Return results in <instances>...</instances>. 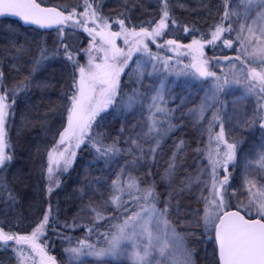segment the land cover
Instances as JSON below:
<instances>
[{
	"label": "snow or ice",
	"instance_id": "snow-or-ice-1",
	"mask_svg": "<svg viewBox=\"0 0 264 264\" xmlns=\"http://www.w3.org/2000/svg\"><path fill=\"white\" fill-rule=\"evenodd\" d=\"M131 2L125 0L124 11L113 19L97 0L59 6H47L44 0H0V20L13 26V36L16 28L26 26L37 36L55 32L52 48L46 39L10 41L12 70L27 68L22 78L7 83L0 66V171L15 159L8 148V124L17 98L33 88L54 87L36 78L53 61L64 77L61 118L66 122L56 142L62 150L48 152L47 195L60 187L57 174L72 167L77 150L89 149L92 163L104 165L101 175L78 189L80 207L71 223L60 224L49 201L42 218L25 228V217L15 213L17 195L0 183V192L7 193L5 216L14 214L13 223L0 224V250L15 264H58L49 254L47 233L60 228L64 231L56 234L69 244L64 249L68 264H196L189 239L211 246V264H264V0H219L217 18L206 32L181 24L171 0H158L157 16L134 23ZM171 29L182 30L190 42L165 39ZM80 32L86 34L87 47L73 39ZM209 46L235 55L208 57ZM165 49L175 59L161 55ZM182 54L190 56L188 63ZM192 89L204 96L185 113ZM237 89L241 95L231 101L233 111L252 102L237 123L260 133L259 143L249 150L254 156H243L239 184L234 170L244 140L229 127L232 116L221 99ZM186 116L208 133L204 147L191 148L200 159L195 174L188 171L186 140L174 139L165 151ZM109 117L121 121L115 136L108 130ZM76 230L84 236L73 245L65 233Z\"/></svg>",
	"mask_w": 264,
	"mask_h": 264
},
{
	"label": "rangeland",
	"instance_id": "rangeland-1",
	"mask_svg": "<svg viewBox=\"0 0 264 264\" xmlns=\"http://www.w3.org/2000/svg\"><path fill=\"white\" fill-rule=\"evenodd\" d=\"M54 2L47 3L48 6H59L62 4L68 3H82V0H51ZM98 3L103 5V13L106 16H111L113 19L116 18L118 12L124 11V3L125 0H114L113 3L109 6L107 4V0H97ZM234 2H238V0H234ZM136 6L133 7L132 5ZM140 5H143L142 7ZM172 5V13L174 17L181 23L187 24L190 28L195 27L200 29L201 31L206 32L208 30V25H210L216 17L215 9L219 7V0H171ZM209 6L211 7V14L209 11ZM108 7V8H107ZM131 9L130 15L133 18L134 23H141L142 21L150 20L153 17L157 16L158 13V0H132L129 4ZM155 7V8H154ZM206 20L208 22L206 23ZM208 24V25H207ZM205 25H207L205 27ZM13 26L7 21L0 23V66H2L5 75L6 82L11 83L14 79H20L23 75L26 74L27 68H25L22 72L13 71L10 64L11 54L9 52L10 41L16 40L19 43H23L25 39L32 41L33 39H46L49 48L53 47V42L55 40V32L52 33H43V36H37L32 31H25L19 28L15 29L17 33L16 36L12 35L10 29ZM118 30V29H117ZM78 34H82V37ZM199 35V33H197ZM180 38V42L182 44H187L190 42L191 37L187 36L182 30L177 31L176 29H171L169 35L165 37V39H174ZM74 40H78L82 42L83 47H87V39L85 33H77V35L73 38ZM162 42V41H161ZM121 46H122V42ZM153 51H156L155 46H153ZM228 51V55H235L234 51ZM205 53L208 57H212L214 54L217 56L223 55L220 48H216L213 50L211 46L205 48ZM161 55H173L175 59V55L171 52H168L166 49L162 50ZM182 59L184 63H188L190 61V56H185L182 54ZM82 63L86 62V59L81 60ZM60 65L56 61H53L50 65L43 68L39 73H37L36 78L38 80H47L54 87H50L44 90H39L33 88L26 95H21L17 98V105L15 106V116L9 120L8 124V148L11 152V149L14 150L15 159L13 162V166L4 170L5 173L2 175V182L7 188L11 189L13 186L12 183L8 182L10 180L18 181V176L21 175L22 169L20 167L23 159L25 151L23 149V145H20L21 140L26 139L25 133L27 136L30 134V139L35 144L39 143V152L37 154V159L35 161V166H37V171L42 169L43 163L46 164L45 170L48 165V152L49 151H59L62 150L61 146L57 145V141L59 139L58 132L62 131V118H61V88L64 87V77L59 71ZM179 92V89H177ZM241 95V91L237 89L234 92V95H229L227 97H221L222 100H226L228 102V113L229 115L241 117V121L244 119V114L246 111L250 112L251 109V101H244L241 104L236 106V110L233 111V106L231 101L236 97ZM204 96V92L201 91L198 94L195 89L191 90V95L189 96L186 107L184 109L185 113L189 108H193L200 104L201 97ZM175 103H179L176 101ZM52 105V106H51ZM49 106V107H48ZM175 104H170V107H174ZM208 116H211V111L208 112ZM236 124V123H235ZM238 124V125H237ZM233 126V128L229 125V127L233 130L237 139H243L244 144L242 145V158L240 161V166L234 170V175L236 177V182L239 184L242 180L243 176V156H254V153L249 150L252 148L253 142L256 144L259 143L260 133L259 131L250 132L245 128L241 127L239 123ZM121 121L119 119H113L112 117L108 118V130H111L113 136H115L120 128ZM206 128L207 125L205 124ZM218 131V128L216 129ZM177 138H182L186 140L189 145V153H188V164L190 167L188 171L195 174V170L197 165L200 162V159L197 158L196 153L191 151V148H195L197 145L200 147H204L208 141V133L206 131H202L199 125L193 123L190 117L185 118L184 126L175 133L170 139H168L167 144L165 146V151L167 152L172 145V141ZM107 141V140H106ZM123 147V145H121ZM12 153V152H11ZM75 162V161H74ZM73 162V163H74ZM122 163V161H121ZM159 166L162 169L164 167V158H161L159 161ZM116 165H112V168L107 169L104 173L105 178H107L111 173L116 169ZM87 169V172H86ZM69 170V169H68ZM67 170V171H68ZM61 172V171H59ZM46 173V171H45ZM64 173V171H62ZM99 175L95 172L94 168L91 164L86 160H80L76 164V171L73 175V199L74 205H71V209L68 213L67 221L71 223L72 217L76 215L80 207V193L78 189L88 180H90L93 176ZM101 175V174H100ZM159 181V176L156 177ZM36 187H37V180ZM39 182V181H38ZM40 185V184H38ZM158 191L164 193L163 184H159ZM245 194H247V190L245 189ZM255 191V189H253ZM39 191L35 193V199L37 197ZM33 193V195H34ZM14 194L17 195V199L20 202V206L15 209V213H26V204L25 200L20 198V195L17 190H14ZM198 195V193H197ZM2 202H0V224L4 223H12L14 219V214L9 212L7 216H5L4 209V199L0 197ZM193 206H195V201H192ZM235 203V200H233ZM1 204H3L1 206ZM40 202H38L39 208ZM34 211V210H33ZM23 214V213H22ZM24 215V214H23ZM189 247H191L195 252V260L196 264H211L212 258V249L211 246L205 244L203 242H197L193 239H189L188 241ZM50 250V249H48ZM50 254V251H49ZM63 260L64 263L68 264V256L63 251ZM0 264H15V262L10 258V254L0 250Z\"/></svg>",
	"mask_w": 264,
	"mask_h": 264
},
{
	"label": "trees",
	"instance_id": "trees-1",
	"mask_svg": "<svg viewBox=\"0 0 264 264\" xmlns=\"http://www.w3.org/2000/svg\"><path fill=\"white\" fill-rule=\"evenodd\" d=\"M48 0H44V3ZM50 2H54L51 1ZM48 6V5H47ZM155 8V7H154ZM208 20H206V23ZM208 25V24H207ZM205 25V27L207 26ZM20 29V28H19ZM82 37V34H78ZM224 54L228 55V51ZM222 55V54H221ZM233 55V54H232ZM230 55V56H232ZM52 106V105H51ZM49 107V106H48ZM111 132V130H109ZM29 133H25V138L21 140V144L23 145V149L25 151L24 159L20 165L22 172L21 175L18 176V181H14L8 179V182L12 183L11 186H13L12 190H17L20 198L25 200L26 204V213L22 212L25 217L24 220V227L27 228V226L31 223H34L35 221H38L42 218V212L43 210H46L48 207L49 201H51V204L53 206V215L58 219V222L60 224H63L68 217V213L71 209V205H74V199H73V175L76 171V164L80 160H86L88 161L91 166L94 168L95 172H97L99 175L101 174L100 169L104 168V165L102 162H96L92 163L93 160V153L89 149H83V150H77V155L75 158V162L73 163L72 167L69 168L68 171L62 173L58 172L57 178L60 180V187L55 189L54 194L49 197L46 193V180H45V167L46 164L42 166V169L40 171H37V166H35V161L37 159V154L39 152V143L36 142L33 144V142L30 139V135L27 136ZM110 140L105 141V143H110ZM11 152L14 153L13 148L11 149ZM3 173L5 171H0V183L1 180L4 177ZM3 175V178H2ZM23 177V178H21ZM37 180V187H36V181ZM39 181V182H38ZM40 184V185H38ZM36 191H39L38 194L36 193L37 197L35 199V193ZM34 193V195H33ZM0 197H3L4 199H7V193L6 192H0ZM0 202H2V199H0ZM38 202H40L39 208ZM3 204H1L2 206ZM34 210V211H33ZM0 218V222H1ZM14 222V219L12 220V223ZM4 224V223H2ZM15 230V229H13ZM63 232V229L57 228L55 231L52 229L48 230L47 233V242L49 245V251L50 255H53L56 257L57 262L60 264L64 263L63 260V251L65 248L69 247V244L67 240L62 239L60 236L56 234V232ZM103 231V229H101ZM67 236L72 237V244L75 245V242L77 239L82 238L84 236V233L76 230V231H68L65 233ZM95 237H93V240ZM65 252V251H64Z\"/></svg>",
	"mask_w": 264,
	"mask_h": 264
},
{
	"label": "flooded vegetation",
	"instance_id": "flooded-vegetation-1",
	"mask_svg": "<svg viewBox=\"0 0 264 264\" xmlns=\"http://www.w3.org/2000/svg\"><path fill=\"white\" fill-rule=\"evenodd\" d=\"M241 117H238V116H233L232 117V123L230 124V126L233 128V126L234 125H236L237 124V121L239 120V121H241ZM236 123V124H235ZM238 125V124H237Z\"/></svg>",
	"mask_w": 264,
	"mask_h": 264
},
{
	"label": "bare ground",
	"instance_id": "bare-ground-1",
	"mask_svg": "<svg viewBox=\"0 0 264 264\" xmlns=\"http://www.w3.org/2000/svg\"><path fill=\"white\" fill-rule=\"evenodd\" d=\"M114 0H107V4L110 6ZM108 8V7H107Z\"/></svg>",
	"mask_w": 264,
	"mask_h": 264
},
{
	"label": "water",
	"instance_id": "water-1",
	"mask_svg": "<svg viewBox=\"0 0 264 264\" xmlns=\"http://www.w3.org/2000/svg\"><path fill=\"white\" fill-rule=\"evenodd\" d=\"M12 18H9V20H11ZM26 28H27V26H26ZM52 30H49L48 32H51Z\"/></svg>",
	"mask_w": 264,
	"mask_h": 264
}]
</instances>
